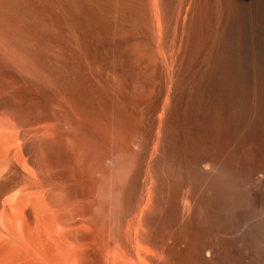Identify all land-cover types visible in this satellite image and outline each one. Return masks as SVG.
<instances>
[{
    "label": "bare ground",
    "instance_id": "obj_1",
    "mask_svg": "<svg viewBox=\"0 0 264 264\" xmlns=\"http://www.w3.org/2000/svg\"><path fill=\"white\" fill-rule=\"evenodd\" d=\"M253 247L264 0H0V264H264Z\"/></svg>",
    "mask_w": 264,
    "mask_h": 264
},
{
    "label": "rangeland",
    "instance_id": "obj_2",
    "mask_svg": "<svg viewBox=\"0 0 264 264\" xmlns=\"http://www.w3.org/2000/svg\"><path fill=\"white\" fill-rule=\"evenodd\" d=\"M232 249V251H234L235 249L234 248H231ZM245 251H252L248 256H249V258L250 259H252L254 262H256V260L258 261V260H261V261H259V262H262V261H264V256H263V252H260V253H257V250H255L256 248L255 247H253L252 249H246V248H243ZM254 250V251H253ZM262 250H264V249H262ZM253 253V254H252ZM261 253H263V254H261Z\"/></svg>",
    "mask_w": 264,
    "mask_h": 264
}]
</instances>
